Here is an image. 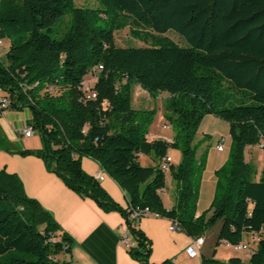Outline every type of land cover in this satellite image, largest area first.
<instances>
[{"label": "trees", "instance_id": "obj_1", "mask_svg": "<svg viewBox=\"0 0 264 264\" xmlns=\"http://www.w3.org/2000/svg\"><path fill=\"white\" fill-rule=\"evenodd\" d=\"M97 1L93 8L76 0H0V40L10 41L5 61L0 59V89L10 99L9 110L31 111L29 126L42 144L39 151L19 153L42 159L68 189L106 212L127 218L83 170L84 158L118 185L130 207L177 221L193 239L217 226V245L258 234L248 263H221L215 254L203 263L264 264V167L257 179V168L246 161L248 147L264 146V0ZM66 14L69 32L53 39ZM127 27L145 47L116 45L115 33ZM170 32L182 44L164 36ZM85 83L96 98L86 94ZM135 86L152 98L168 96L164 118L175 132L170 142L149 141L157 108H135ZM207 116L228 125L232 145L216 173L214 200L198 217L209 136L194 141ZM170 150L182 159L169 169L179 190L168 210L159 192L166 186L160 162ZM140 155L153 157L155 166H142ZM130 229L137 239L131 255L148 264L147 240ZM61 230L28 196L20 177L1 169L0 264H66L58 258L71 252L73 240Z\"/></svg>", "mask_w": 264, "mask_h": 264}, {"label": "crops", "instance_id": "obj_2", "mask_svg": "<svg viewBox=\"0 0 264 264\" xmlns=\"http://www.w3.org/2000/svg\"><path fill=\"white\" fill-rule=\"evenodd\" d=\"M95 81V79L92 80V84ZM3 96L7 94L0 93V98ZM9 111L12 110L0 115V141L5 140L9 143L7 150L6 145L0 142V170L6 168L9 173L17 174L28 196L39 201L61 227L60 234H67L73 240L71 252L61 255L60 260L66 264H143L132 256L131 250L121 242V235L126 230V218L121 212L104 211L93 200L82 198L68 189L60 178L47 169L42 159L35 156H22L19 153L24 150L39 151L42 144L37 133H34L31 138H24L21 135V132L29 126L32 114L24 126H18L16 122L9 120ZM216 120L213 116H207L206 119L208 125L218 126L219 123ZM164 129H169V127H164ZM212 133L218 134L216 131ZM207 136H212V134L207 133ZM148 139L149 141L166 140L170 142L172 136H163L150 129ZM218 145L219 143L215 149L208 150L207 164L199 190L198 217L209 210L215 197L216 173L225 165L229 157V154L225 155V149L218 151ZM257 147L246 149V161L257 168V179H259L264 162L260 164V167L257 166V162L263 159L264 155L259 153L255 161L247 160L248 152L256 151ZM168 156L171 157L173 166L180 164L181 152L170 150ZM139 162L144 167L156 164L153 157L144 155H140ZM82 168L96 179L102 175L103 180L99 181L101 187L122 210L128 209L129 202L126 194L96 163L84 158ZM178 190V183L173 180L169 171L166 172V186L159 192L166 209L170 210L175 206ZM171 225L172 222L166 218L150 217L133 226L148 242L147 247L150 249L148 264H204L203 259L211 258L214 254V259L221 263H227L231 258H240L245 263L251 259L250 252L243 251L238 252L239 255L230 254L226 260H223L222 253L219 252L222 247L221 242L219 245L216 243L213 249L207 251L210 238H207L205 234V245L201 256L191 260L186 254V249L194 239L182 230L170 231ZM243 243L247 245L252 243L255 247L257 244L253 241L252 235H246Z\"/></svg>", "mask_w": 264, "mask_h": 264}, {"label": "rangeland", "instance_id": "obj_3", "mask_svg": "<svg viewBox=\"0 0 264 264\" xmlns=\"http://www.w3.org/2000/svg\"><path fill=\"white\" fill-rule=\"evenodd\" d=\"M76 5L79 7L95 8L99 6V3L97 0H76ZM70 26H71V15L66 14L53 28V33L51 34L52 38L60 40L62 37L65 36V34H67V32H69ZM164 36L174 40L175 42L179 44H182V41L179 38V35L176 34L175 32H170ZM115 42H116V45L121 48H128V47L138 48V47L146 46L143 42H140L132 37L131 29L129 27L115 33ZM3 45H4L3 49L0 52V58H2L3 61H5L6 54L9 50V41L4 40ZM93 78H94L93 76H88L87 82L92 84L91 81L94 80ZM0 93L2 94V92ZM167 97L168 96L166 94H162L158 98H152L151 96H149L148 93L144 92L139 86H135L133 89V106L138 109L139 108H142V109L157 108V115L150 129L153 132H159L163 136L169 135V136H172L173 138L175 135L174 129L171 126H169V124L166 122L164 118L165 110H164L163 101ZM9 115H10L9 120L11 122H16L18 126L20 125L24 126V123L26 122V120L30 119L31 111L29 109H24L23 111H18V112L9 111ZM206 119L203 120L197 132L194 144H197L202 139L207 138V133H210L212 134V136H209L206 139V142H205L206 149L207 150H210L211 148L215 149L218 143L223 142L224 149H225V155L226 154L230 155L232 142L229 136L228 125L219 119L216 120L217 123H219L218 126H213L211 124L208 125V122L206 121ZM164 127H169V129H164ZM214 131L218 132V134L215 135L214 133H212ZM259 153H262L264 155L263 146H258L256 148V151L248 152L247 160L255 161L258 158ZM263 162H264V158L258 160L257 166L259 165L260 167V164H263ZM218 231H219V226L214 227L206 232L207 238H210L208 241L207 251L210 249H213L215 244L217 243ZM251 247L256 248L255 245L252 243H251ZM219 252L222 253L223 260H226L227 256L230 254L239 255L238 252H234V251L232 252L230 250H227L225 249L224 246L221 247ZM58 259L60 260V256Z\"/></svg>", "mask_w": 264, "mask_h": 264}, {"label": "built area", "instance_id": "obj_4", "mask_svg": "<svg viewBox=\"0 0 264 264\" xmlns=\"http://www.w3.org/2000/svg\"><path fill=\"white\" fill-rule=\"evenodd\" d=\"M3 40H0V52L3 49ZM100 70L102 67L99 68ZM84 91L90 98H96V94L91 92L90 85L88 83L84 84ZM0 92H3L0 89ZM10 107V99L7 96H3L0 98V115H2L4 112L8 111ZM22 137L24 138H31L34 135V131L30 126H27L22 132H21ZM264 147V146H263ZM224 150V145L223 142H220L218 145V151H223ZM172 165V159L171 157L167 156L160 162V169L164 172H168L170 169V166ZM98 181L103 180V176L99 175L97 177ZM127 212V218H126V230L122 233L121 235V242L126 245V247L129 250H132L136 247L137 245V239L136 237L131 233L130 225L133 227L137 223L141 222L143 219L154 217V218H160L158 214L152 213L148 208L145 209H133L132 207H128L126 210ZM175 230H182L180 224L177 221H172V225L170 227V231H175ZM253 237V241L256 242V247L258 245V242L261 239V236L258 234H251ZM222 246L225 247L227 250H231L234 252H243L247 251L250 252L251 255H253L256 251L257 248L251 247V245H247L245 243H239L237 245L222 241L221 242ZM205 245V238H194L192 244L186 249V254L189 259L193 260L196 258H199L202 253V249L204 248Z\"/></svg>", "mask_w": 264, "mask_h": 264}]
</instances>
